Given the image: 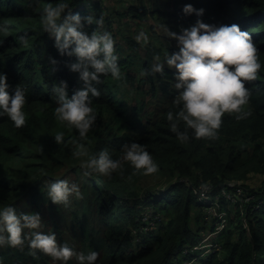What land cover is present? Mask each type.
Returning <instances> with one entry per match:
<instances>
[{"label": "trees", "instance_id": "obj_1", "mask_svg": "<svg viewBox=\"0 0 264 264\" xmlns=\"http://www.w3.org/2000/svg\"><path fill=\"white\" fill-rule=\"evenodd\" d=\"M48 2L0 0V23L9 29L7 34L0 33V72L7 76L10 94L23 85L28 98L23 126L16 127L7 115L0 116V204H13L17 212H23L18 206L24 202L40 208L50 200L49 183L68 179L79 184L83 195L76 200L88 216L80 219L76 215L77 243L63 235L60 243L67 242L72 248L77 244L79 252L97 251L96 264H183L186 260H192L191 264H264V180L259 188L250 182L252 176H264V66L255 80L246 83L251 89L245 106L250 115L238 120L236 114L226 112L216 139L190 137L180 141L166 118L179 91L174 86L177 69L165 64L164 73L141 74L155 62L156 55L163 60L166 52L178 48L150 35L142 56L135 39L122 35L115 41L122 77L117 80L111 74H100L102 82L95 86L102 94L93 97L97 117L82 142L90 155L107 148L113 158H119L124 143L137 141L147 146L159 169L144 174L124 161L123 174L117 170L111 177L100 173L85 176L81 166L85 157L74 155L77 145L72 142L79 139L78 129H70L56 118L53 91L54 85L66 81L71 97L85 85L79 72L70 68L78 58L61 54L55 38L42 29L40 15ZM187 3L203 8V14H185ZM154 4L150 9L147 0H136L128 11L135 19L151 16L158 24L180 25L181 30L198 19L217 26L236 23L251 33L264 62V0H174L173 6L164 8ZM70 7L82 18L103 15L101 30L115 35L109 27L115 16L104 14L114 7L105 8L100 0H70ZM121 14L120 9L117 15ZM83 24L89 34L99 27L95 21L83 20ZM21 36L26 39H19ZM143 94L154 98L155 107L149 112L145 111L149 99L145 101ZM57 131L65 133L60 144L54 137ZM163 175V184L153 187L151 183ZM229 181L235 186L230 187ZM203 183L212 185L220 208L226 212L225 232L216 235L219 240H210L220 241L219 248L213 246L208 252L205 247L193 249L212 229L215 232L214 225L219 222L206 214L198 200L196 188ZM231 188H241L253 197L242 204L230 201L221 190ZM149 204L159 215L152 225L139 218ZM30 238L26 236L23 245H0L3 264H51L43 251L31 254ZM74 257L65 264H81Z\"/></svg>", "mask_w": 264, "mask_h": 264}, {"label": "clouds", "instance_id": "obj_2", "mask_svg": "<svg viewBox=\"0 0 264 264\" xmlns=\"http://www.w3.org/2000/svg\"><path fill=\"white\" fill-rule=\"evenodd\" d=\"M183 11L185 14L195 12L197 16H201L204 9H197L193 4L187 3ZM83 20L88 23L95 21L99 27L89 34L83 30ZM40 22L43 31L55 38L56 47L61 54H74L78 58L71 63L70 68L79 72L85 86L69 97L66 81L54 85L57 101L54 112L66 127L78 129L79 139L74 138L72 142L77 145L74 155L85 157L81 160L84 175L100 173L111 177L117 170H121L123 174L124 161L130 162L137 172H157L159 165L145 144L137 141L124 143L121 156L113 158L107 148L90 155L89 149L82 142L87 139L97 117L93 97L102 94L95 86L102 82L100 74H111L117 80L122 77L114 36L111 31L100 28L104 23L103 15L98 19L93 15L82 18L79 13L72 12L70 0H50L42 7ZM165 28L166 34L177 40L179 50L166 52L163 60L156 55L155 62L149 69H142L141 74L164 73L165 64L177 69L174 86L179 91L173 100L174 108L166 113L170 129L180 141L186 142L190 137L216 139L226 112L236 114L238 120L251 114L245 107L251 96V89L246 83L255 80L264 66L257 44L253 42L251 33L242 30L236 23L217 26L198 19L194 25L183 28L180 33L171 31L166 26ZM8 32V26L0 23V33ZM141 37L145 41L149 38L143 32L137 39ZM19 39L26 38L21 36ZM52 62L56 63L54 58ZM6 81V74L0 72V116L7 115L16 127H21L27 118V90L23 85H17L14 94H10ZM54 137L60 144L64 142L65 133L57 131ZM201 187H207V184L203 183ZM47 195L51 201L67 205L71 196L79 198L83 193L78 183L56 179L49 183ZM41 223L39 212H17L13 204H0V245H23L28 235L24 233V229H38ZM30 237L29 246L33 255L39 249L65 262L76 255L81 264H96L99 256L95 250L77 253L67 242L58 243L55 232L33 231ZM206 241L201 240L198 244ZM203 247L205 250L210 249L211 244ZM0 264H3V258H0Z\"/></svg>", "mask_w": 264, "mask_h": 264}, {"label": "rangeland", "instance_id": "obj_3", "mask_svg": "<svg viewBox=\"0 0 264 264\" xmlns=\"http://www.w3.org/2000/svg\"><path fill=\"white\" fill-rule=\"evenodd\" d=\"M136 0H103V2H106V8L108 7H114V9L107 11L104 14L107 15H114V21L111 24L110 29L113 31L115 34L114 40H120L122 35H129L135 39V43L137 45V48L140 52V55L144 56L145 51H146V43L141 37L140 39H137V36L140 35V33H146L148 37H151L158 42H162L165 44L166 42L174 45L178 48L179 50V45L177 43V40L173 37H170L166 34V28L162 24H158L153 17H148L145 16L143 19H135L131 16V12L128 11V7L132 5ZM154 2H157L158 7H167V6H173L174 0H147V5L151 9L152 7H155ZM121 9L122 14L117 15V12ZM119 19V21H118ZM154 24L153 29L150 28V25ZM120 26V27H119ZM169 30L175 31L177 33L182 32L180 25L176 26H166ZM148 29V31H147ZM148 38V39H149ZM146 91V88H143V92ZM144 100L148 101V105L145 107V111L149 112L154 109L155 107V101L152 96V94H143ZM149 113H146L144 117L146 118ZM252 180L251 186L253 188H259L263 184L264 176H252L250 177ZM164 175L157 178L151 185L153 187H158L163 184L164 180ZM163 180V181H162ZM248 199H239L242 203H245ZM203 205V204H202ZM26 208V211L24 209ZM150 208V209H146ZM18 209L23 212H39L41 215L42 223L41 226L38 229H30V228H25L24 233H27L28 237H30V234L32 231H42V232H55L56 233V238L58 243H60V235L65 236L66 238L72 240L74 243H77L75 238L76 235L78 234L77 226L78 223L76 222L77 218L76 215L80 219H83L84 217H87L88 214L84 211L82 204H78L76 197L73 195L70 197V202L66 205L64 203L57 204L51 199L47 202H45L40 208H32L30 207L26 202L21 203L18 206ZM243 209L245 210V206H243ZM157 209L154 208L153 205H146L144 206L143 210L139 213V218L142 217H148V220L154 222L156 219L157 215H153V213ZM208 213L207 211H205ZM163 218H165L164 215H162ZM141 220V219H140ZM214 221H212L213 223ZM197 225H193L195 228ZM216 227L215 233H207L203 238H208L207 242L208 244L210 243V239L215 241L219 240V233H224L225 232V222L224 225H214ZM214 229L211 230V232ZM202 238V239H203ZM220 243V241H217ZM75 250L78 253V248L77 244H75ZM208 252V251H207ZM45 257L51 262V264H65V261L57 259L52 257L51 255L44 253ZM77 257H74L73 259H76Z\"/></svg>", "mask_w": 264, "mask_h": 264}, {"label": "built area", "instance_id": "obj_4", "mask_svg": "<svg viewBox=\"0 0 264 264\" xmlns=\"http://www.w3.org/2000/svg\"><path fill=\"white\" fill-rule=\"evenodd\" d=\"M228 185L230 187H234L235 186V182L233 181H229ZM197 194H198V200L201 202V204H203V207L205 209V211H207L208 213H206L209 217L213 218L214 216L218 218V225H224L225 222V210L221 209L219 204H218V193L217 192H213L212 190V185L211 184H207V187H201V185L196 188ZM221 192L225 195V197L230 200V201H236L239 199H251L253 197L252 194L250 195H245L244 193H242L241 188H237L235 191H232V188L230 189V191L224 190L222 189ZM261 201V200H259ZM146 209H150V208H146ZM153 215H157L156 219H158L159 215L156 214L155 212L153 213ZM155 219V220H156ZM141 220L142 222L146 223L147 225H152V221L148 220V217H142L141 216ZM208 238H203L202 241L207 240ZM212 248L213 246H215V248H219V246L217 244H213L209 243L206 241L204 244H197L195 246H193V249L195 248H201L203 246H210ZM208 249H206L205 251H207ZM192 260H186L183 264H191Z\"/></svg>", "mask_w": 264, "mask_h": 264}, {"label": "crops", "instance_id": "obj_5", "mask_svg": "<svg viewBox=\"0 0 264 264\" xmlns=\"http://www.w3.org/2000/svg\"><path fill=\"white\" fill-rule=\"evenodd\" d=\"M100 1H101V4L106 8V2L104 3L103 0H100ZM211 233H215V232H211Z\"/></svg>", "mask_w": 264, "mask_h": 264}, {"label": "bare ground", "instance_id": "obj_6", "mask_svg": "<svg viewBox=\"0 0 264 264\" xmlns=\"http://www.w3.org/2000/svg\"><path fill=\"white\" fill-rule=\"evenodd\" d=\"M15 5V4H14ZM13 7V6H12Z\"/></svg>", "mask_w": 264, "mask_h": 264}]
</instances>
